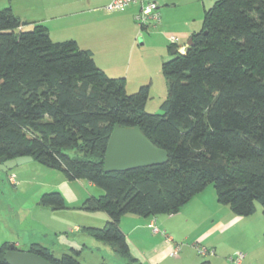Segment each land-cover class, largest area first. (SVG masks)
I'll return each mask as SVG.
<instances>
[{
	"label": "trees",
	"instance_id": "16d2710c",
	"mask_svg": "<svg viewBox=\"0 0 264 264\" xmlns=\"http://www.w3.org/2000/svg\"><path fill=\"white\" fill-rule=\"evenodd\" d=\"M10 7L0 9V163L31 156L103 190L84 207L108 220L85 233L110 245L125 264H139L119 227L121 217L175 214L212 183L217 201L235 215L264 214V0H216L192 45L162 64L167 100L161 114L145 111L148 86L132 94L108 76L89 49L75 40L54 42L46 27L22 30ZM139 126L168 160L161 165L104 172L109 135ZM73 152V155H70ZM39 205L62 209L57 191ZM10 243L0 246V264ZM54 257L39 243L35 253L50 264H80L79 250Z\"/></svg>",
	"mask_w": 264,
	"mask_h": 264
},
{
	"label": "rangeland",
	"instance_id": "374dc122",
	"mask_svg": "<svg viewBox=\"0 0 264 264\" xmlns=\"http://www.w3.org/2000/svg\"><path fill=\"white\" fill-rule=\"evenodd\" d=\"M215 1L158 0L160 22L154 26L151 23L147 28L141 27L131 13V24L135 26L137 34L133 44L121 49L123 73L115 77L124 79L128 94L135 93L142 85L148 86L146 112L161 114L162 104L167 100V81L162 74V64L171 58L168 36L176 35L179 37L178 44L186 45L190 35L201 30L205 13ZM104 5L103 0H0V9L10 7L24 23L22 30L42 25L54 42L75 40L81 48L94 45L96 49H102L94 32L103 24L99 20L103 18ZM99 8L103 10L98 11ZM130 8L133 9L129 6L126 10ZM52 191L61 194L64 208L51 209L39 205L40 197ZM71 192H74V198ZM103 193L101 188L87 180H68L61 171L35 160L18 164L7 171L0 168V246L4 241L27 243L34 239L48 247L57 258L63 253H71L72 246L80 251V264H123L119 255L110 249L105 251L92 246L81 249L83 239L89 238L83 233L85 228H102L108 220L105 212L84 207L89 197H99ZM201 194L206 198L203 214L187 218L183 224H179L176 231L181 238L171 241L174 246H180L178 256L185 257L184 261L177 259L169 264H206L211 257L201 255L198 247L211 245L217 248L219 257L213 264H235L231 259L238 253L243 254L241 264H264L262 205L256 202L254 213L240 216L233 214L228 205L217 201L212 183ZM217 206L220 209L217 210ZM172 215L162 213L156 217L169 218ZM176 219L185 220L182 214L176 215L172 222H176ZM212 219H216L213 225ZM221 223L224 225L208 238V242L198 243L195 236L202 229L209 227L212 230ZM75 226L78 231L74 230ZM27 246L29 244L20 247Z\"/></svg>",
	"mask_w": 264,
	"mask_h": 264
},
{
	"label": "crops",
	"instance_id": "0c3cea01",
	"mask_svg": "<svg viewBox=\"0 0 264 264\" xmlns=\"http://www.w3.org/2000/svg\"><path fill=\"white\" fill-rule=\"evenodd\" d=\"M90 2V0H88ZM94 1V0H93ZM105 1V4L108 3L109 0H103ZM106 5L103 6V8ZM133 9L126 10H119V11H107L106 9H100L98 11H102V17L99 21H101L103 24L101 28L96 30L94 33L96 34L95 39L98 41L99 46H102V49L97 47H93L92 45H86L87 47H84L85 49H89L93 53L94 60L96 64L108 75V76H120L123 73V69L121 68V49L125 48L127 44H133L134 37L137 34V30L135 26H133L132 16L135 12V7L132 6ZM188 41V40H187ZM122 43V44H121ZM187 44V43H186ZM79 45V44H78ZM106 45V46H105ZM80 46V45H79ZM181 52L185 51L186 46H180ZM120 55V56H119ZM90 183V182H89ZM71 197L74 198V192H71ZM74 195V196H73ZM205 196H202L201 192L195 194L186 204H184L180 210L175 213L174 215L170 216L169 218H163V217H144L140 215L133 216L135 214H125L121 217L119 227L121 231L124 233L127 242L128 247L131 255L137 260L139 264H169L173 261L181 260L185 257H179V256H172L170 254V251L173 248V244L171 241L175 242V240L181 238L178 235V232L176 231L177 228H179V224H183L187 218L190 217H198L199 215L203 214L204 207H205ZM217 206V210L220 209ZM184 215L183 221L177 220L176 222H172L174 217L176 215ZM154 219L155 222L162 227L163 231L165 232V235L171 240L168 241L166 237L161 234L157 233L154 234L151 231V228L149 227L150 220ZM236 219V218H233ZM213 225L216 222V219H212ZM155 223V224H156ZM224 225V223L216 224L215 228L212 230L208 229L209 227L202 229L201 232L198 234V236H195L196 240L201 242H208V238L213 235V233L218 229L221 228ZM150 229V230H148ZM75 231H78V227H74ZM150 235H148V232ZM85 233V232H83ZM87 238L83 239L81 242V249L89 248L90 246L96 247L98 249H102L105 251H113V248L104 243L101 242L89 234L85 233ZM185 237H187V234H185ZM8 242L10 244H13L15 246L16 250L20 251H28L31 244L39 243L40 245L46 247L43 245L40 241H35L34 239L28 240L26 243H19L18 241H4ZM3 242V243H4ZM2 243V244H3ZM210 243V242H209ZM24 244H29V247L21 248L20 246ZM109 247V248H107ZM48 248V247H47ZM74 250H78L77 247H72ZM211 248L215 249V254L210 256L211 259L207 260L206 264H213V262L218 261L219 257L216 254V247L211 245ZM49 249V248H48ZM116 253V252H115ZM209 256V255H208ZM121 258V257H120ZM122 259V258H121ZM123 264H125L124 260L122 259Z\"/></svg>",
	"mask_w": 264,
	"mask_h": 264
},
{
	"label": "water",
	"instance_id": "95a60500",
	"mask_svg": "<svg viewBox=\"0 0 264 264\" xmlns=\"http://www.w3.org/2000/svg\"><path fill=\"white\" fill-rule=\"evenodd\" d=\"M192 45L189 37L187 46ZM33 160L31 156H20L0 163L3 171ZM168 156L165 150L155 146L140 130L139 126L120 127L115 124L107 141L103 159L104 172H121L130 169L161 165L166 163ZM8 264H50L41 256L16 250L13 244L4 254Z\"/></svg>",
	"mask_w": 264,
	"mask_h": 264
},
{
	"label": "built area",
	"instance_id": "2783aa9c",
	"mask_svg": "<svg viewBox=\"0 0 264 264\" xmlns=\"http://www.w3.org/2000/svg\"><path fill=\"white\" fill-rule=\"evenodd\" d=\"M129 6L135 7V12L133 14V19L144 28H147L151 23H154L153 26L159 24L160 22V15H159V2L158 0H109L105 6L107 11H119L123 10ZM168 40L171 44H177L178 46H187L181 45L179 43V37L176 35H169ZM182 48V47H180ZM149 227L151 228L152 233L163 234L168 241H171L166 235L163 230H160L157 225L155 224V220L151 219L149 223ZM199 253L203 256H212L215 254V249L211 247L199 246L198 247ZM180 251V246L175 245L170 254L172 256H178ZM231 259V258H230ZM243 259V254L238 253L234 258L231 260L235 264H241Z\"/></svg>",
	"mask_w": 264,
	"mask_h": 264
}]
</instances>
